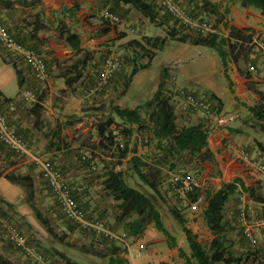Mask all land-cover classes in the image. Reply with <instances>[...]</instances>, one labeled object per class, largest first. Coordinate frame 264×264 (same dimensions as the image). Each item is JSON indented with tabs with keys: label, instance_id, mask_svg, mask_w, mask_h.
Returning <instances> with one entry per match:
<instances>
[{
	"label": "crops",
	"instance_id": "obj_1",
	"mask_svg": "<svg viewBox=\"0 0 264 264\" xmlns=\"http://www.w3.org/2000/svg\"><path fill=\"white\" fill-rule=\"evenodd\" d=\"M15 1L0 0V17H2L5 24L2 23L12 35L18 39H24L25 45L32 47L42 55L47 66L48 76L44 82L36 81L23 59L15 55L24 64L21 65L23 68L21 70L17 66L16 60H12L8 56L11 54L1 51L5 61L0 56V92L5 97L10 98V100L3 101L0 97V107L4 108L7 102L14 101L16 108L7 115L9 127L27 142L32 152L49 158L58 167L59 164L62 165V168L64 167L63 169L59 168L62 170L69 185L75 190L74 194L80 202L90 199L85 190L90 179H84L83 174L79 170L76 171L69 161L65 162V160L60 159V155L66 154L64 153L65 149L62 147L64 135L59 133L58 139L57 136H54L55 130L59 129L61 132L63 128L69 127L66 122L72 121L71 119L74 118L76 122L70 125L73 127L72 132L75 135H80L87 129V121L90 122L88 126L92 123H99L111 115V107L114 105L134 108L145 103L153 96L162 79L164 92L170 97V101L173 104L177 126L203 124L208 132V147L214 156V161L202 162L196 170L198 201L202 200V202L198 209L189 205L187 213L183 215L184 218L188 222H193L194 217L199 215V220L202 219V212L206 206V190L218 189L222 184L239 178L245 186L251 187L263 199L260 201L254 200L241 190L239 184H236L233 194H231L224 207L223 218L226 223V233L228 234L229 232L227 237L236 241L241 236L239 230L242 224L238 217L240 208L244 207L247 219L250 222L264 219V172L260 171L258 167L259 164L264 165V145L261 142L264 137V131L251 123L244 122V119L250 114V107L264 103V82L259 77L246 76L243 73L238 62V58L241 56L236 60L228 59L224 67L220 60V71L224 79V85L218 89H201L197 86L195 80L202 72V70L198 71V67H202L204 62L189 65L188 68L185 65H180V63L184 64L189 56L186 53L189 44L184 43H181L182 47L177 49L175 53L173 51H165L159 67L155 69L152 62L162 53L164 43L162 48L155 52L150 65L135 73L126 89L124 88L123 78L119 73L115 74L108 86L101 87L100 78L97 77V74H94L95 72L92 71V66L90 65L92 59L86 61L81 79L70 88L65 84V70L69 65L75 63L77 59L84 57L88 53L90 54V51L94 49H108L110 48L108 44L113 42L118 45L129 39H141L142 36L151 35H147L144 31L140 34L135 33L132 35L127 33L130 23L127 16L126 18L123 16L124 21L122 24H114L116 25L115 27L105 21L102 17V11L109 6L106 0H41L45 14L38 16V18L34 16L33 22H36L39 27L32 30L28 37L26 29L29 31V28L25 29L20 26L16 29L12 28V25L18 22L20 25H22V22L26 25L28 20L32 19L26 7L29 3H23L22 0ZM211 1L222 3L221 9L224 6L229 9V12L223 18L225 23L228 22L226 24L227 30L226 32L224 31V34L220 31L218 33L224 37L229 35L238 38L233 34H227L228 31L238 30L246 36L247 44L245 46L246 53L244 54L247 61L252 62L258 68L260 74H263L264 59L260 51H258L257 41H264V15L252 6L234 3L230 0ZM123 9H125L124 5H122ZM63 29L78 34L80 38L79 50L73 49L66 42L65 35L60 34ZM120 31L126 32V34L120 36ZM57 38L63 42L64 49L56 47ZM62 51L68 53L67 58L73 57L66 61L67 65L65 66L62 62L58 63ZM258 54L260 55L259 61L256 62L255 59ZM204 55L207 56V53H204ZM190 58H193V56ZM13 65H16L20 71V84ZM8 66L14 72V76H11L10 79H15L17 85L15 92L12 94L6 92L7 81L4 78V74L1 73ZM62 66L65 68L60 70L59 67ZM163 69H165L164 72L162 71ZM6 74L10 75V73ZM179 89L204 91L209 95L214 94L221 102L218 116H205L191 111L179 96ZM26 91L32 92L34 99L24 101L22 94ZM35 102L41 107L37 118L31 109ZM212 102L216 105L214 99H212ZM98 109H104L105 111H98ZM101 113L104 116H101ZM219 118L222 120L218 121ZM114 120L121 122L115 116ZM93 130L95 131L94 127L92 128ZM139 134L136 131L133 133L130 146L134 143V137H139ZM141 135L142 141H144V134ZM95 139L96 146L98 141L97 134ZM75 145L79 146L80 144ZM84 149L90 150L86 146H84ZM155 153V141L151 140L148 146L138 145L135 149L130 148L126 159L128 160L133 154ZM101 157L105 158L103 160H107L104 155H101ZM13 158L20 159V161L14 162L13 160L10 169L31 165L14 154H12ZM1 160H4V157L0 153ZM163 171L166 172L165 169ZM33 172L37 174V179L43 182L37 169L34 168V171L28 172V174L33 175ZM8 182L1 176L0 188L1 186L4 188L9 187ZM43 184L46 186L44 182ZM4 188L0 189V197L16 207L11 194L6 191L5 194L2 191ZM84 195H86L85 198L83 197ZM149 198L159 211L154 200L150 196ZM190 224L193 225V223ZM204 229L207 230L209 239H211L212 233L206 224H204ZM251 230L257 243H264V223L260 226L252 227ZM193 231L198 234V240H200L199 231L197 232L196 228ZM131 238L132 241L129 242V250L127 251V256H125L130 261V264H161L170 261L174 256L176 261L177 254H174V248L177 249L178 247H181L186 254H189L184 235H180V240H176V246L171 247L168 245L167 238L156 230L153 224H149L141 236ZM233 249L238 251L236 245H234ZM135 252H140V256L137 257H141L140 263H138L140 260H135L137 258H132Z\"/></svg>",
	"mask_w": 264,
	"mask_h": 264
},
{
	"label": "trees",
	"instance_id": "obj_2",
	"mask_svg": "<svg viewBox=\"0 0 264 264\" xmlns=\"http://www.w3.org/2000/svg\"><path fill=\"white\" fill-rule=\"evenodd\" d=\"M230 1L246 6H252L258 9L260 13L264 15V0ZM22 2L25 3V0H22ZM106 2L109 4L107 9L117 14L121 18V20L122 16L119 11L122 5L132 6L137 11L144 14L152 23L157 19L156 5L151 1L106 0ZM175 2L182 6L186 13L191 17L198 18L206 22H208L206 17L209 16L213 18L215 23H219L229 12V9L226 6L221 9L222 3L213 2L211 0H175ZM156 3L161 9H163L167 19L172 20L182 32L177 30L175 27H172L165 29L163 36H142L141 39L128 40L127 44L129 46H134V49L137 50L136 53H138L139 60L146 59V61L138 64L135 58L130 59L132 66L129 74L125 76V79L123 80L125 89L138 70L147 68L150 65V61L154 57L155 52L162 48L166 40H173L184 44L203 45L211 47L219 55L223 67L226 66L228 59L236 60L239 56H242L243 53H246V36L241 34L240 31L233 30L232 32H230V34H233L239 38L241 42L239 41L238 43L230 42L228 38L219 36V34L216 33L201 35L180 26L177 19L171 16L165 10L159 0ZM36 28L38 27L35 26V29ZM60 34L65 35L66 42L73 49H80V38L77 33L63 29L60 31ZM16 39L20 43L25 44L24 39ZM258 51L260 50L258 49ZM1 54L2 53L0 49V56L3 61H5V58H3ZM90 59L91 56L88 53L84 57L77 59L75 63L67 67V69L65 70L66 76L64 79L67 87L71 88L74 83L81 79L83 75L82 70L85 67V63ZM125 60L129 61V58H125ZM247 62L248 61L246 59L245 66ZM13 67L15 68L18 82L20 84V71L17 69L16 65H13ZM162 71L164 72L165 69H163ZM243 73L246 76L249 75L247 72ZM209 96L210 99H214L216 101L215 108L217 109V112H219L221 108L220 100L214 94H210ZM0 97L3 101L10 100V98L5 97L2 92H0ZM31 109L33 113H35V116L37 118L38 111L41 109L40 105L35 102ZM249 111L250 114L244 119V122L251 123L253 126L259 127L262 131H264V103L250 107ZM114 116L121 121V124H119L116 129H118L122 135V148H118L115 145L114 136L112 135V125L119 123L114 120ZM74 122L76 121H68L66 122V125H72ZM135 131L141 134H144L146 132V135L148 134V137L144 136V138L147 139V143H149L151 140L155 141L156 153L131 155L128 159L130 169L139 177L142 182L148 185V187L153 192L160 196V191L157 184L160 181V177L163 173L169 174L170 172L172 173L178 171L180 166H191V168L194 169V171L197 173L196 170L199 168V165L202 162L214 161L213 153L208 147L207 129L201 123L183 127L177 126L175 122L173 104L170 101V97L164 92L162 79L159 82L153 96L145 103L137 105L134 108L114 105L111 107V115L107 116L96 125V134L98 138L96 148L99 149L100 152H102L103 155L107 158V160H104L102 173L103 180L101 184L104 192L114 201L118 202L117 205L119 208V213L115 217L116 222L123 223V226L125 227L123 231L126 233L128 238L130 236H141L145 228L149 224H153L156 230L161 232L167 238L169 246L175 247L176 240L174 236L164 226L161 215L149 196L140 192L136 188L129 186L124 180L123 161L128 157L131 137ZM59 133V129H56L54 132V136H57L58 139ZM1 144L2 146H4L3 143ZM10 153L13 154L12 152ZM82 159L86 160V162H91L89 159L85 158V156L84 158L82 157ZM164 169L166 170V172L163 171ZM1 176L11 183L21 184L24 187L28 204L33 210L36 218L49 234L55 236L56 233L53 230V227L48 218L42 215L41 212L33 205L32 201L34 182L32 176L28 173L20 174L14 172H0V177ZM236 184H239L241 190L243 192H246L254 200L260 201L263 199L262 197L257 195L251 187L245 186L239 178H235L232 182L222 184L218 189L206 190V206L202 212V217L208 229L212 233V238L207 241L198 240L197 234L193 232L191 228L186 226V219L179 211V209L176 206H169V211L173 218L181 226L189 247V254H186L182 248H177L179 255L184 257L187 263H189L190 259H193L195 261V264H248L249 261L251 264H264V246L259 248L257 243H250L242 233V226L239 230V234L241 236L240 238H238V240L240 239V243L244 242L248 244L252 248V250H249V252H246L244 255H236L235 252L233 253L231 250L232 245L234 247V244H232V240L229 239L226 235V223L223 216L224 207L231 194H233L236 188ZM171 188L173 190L172 184ZM70 191L74 200L78 203V205L82 208L83 212L88 217H94L102 220L99 217L89 214V212L87 211V203L82 204V202L77 199L76 195L74 194L75 190H73L71 186ZM197 198L198 192L196 190L194 194L188 196L187 200H182L188 201L190 203L196 201ZM56 206L59 210L57 204ZM103 211L104 210H102L100 213L103 214ZM60 214L73 226H78L67 219L61 212ZM105 223L110 228L115 230L114 226L110 225L107 222ZM82 230L86 231L85 229ZM90 233L96 236V238H99L101 242L100 247L92 245L91 252L101 259L106 258V262L104 264H129L127 259L122 255L126 250L125 247H122L117 243L108 240V238L106 237L95 235L93 232ZM59 239H62V236H59ZM6 241L14 249L21 250L20 247L14 246L7 239ZM58 254L63 259L65 264H79L78 262L65 256L62 252H59ZM0 264L13 263L10 259L0 253Z\"/></svg>",
	"mask_w": 264,
	"mask_h": 264
},
{
	"label": "rangeland",
	"instance_id": "obj_3",
	"mask_svg": "<svg viewBox=\"0 0 264 264\" xmlns=\"http://www.w3.org/2000/svg\"><path fill=\"white\" fill-rule=\"evenodd\" d=\"M151 1L156 5V21L150 22V20L142 13L137 11L135 8H133L130 5L125 6V9L122 10V7H120L119 13H121L122 16V22L123 23V16L126 18V16L129 18L130 23L128 25V32L130 35L132 34H140L142 31L146 32L147 35L151 36H163L164 30L167 28L175 27L177 30L182 32L179 27H177L174 22L170 19H167L165 12L163 9H161L157 5L158 0H147ZM14 2H16L14 0ZM29 3L27 5V12L29 16H32V19L28 20V23L25 25L23 22L22 25L18 23H13L12 28H19L20 26H23L25 29L29 28V31L26 29V34L29 37V33H31L32 30L36 27H39L36 22H33L34 16L38 18V16H43L45 14V9L42 7L43 2L41 0H30L25 1V3ZM117 9V8H116ZM23 11V10H22ZM123 11V12H122ZM225 18V17H224ZM206 19L208 20L209 24L213 25V27L222 34H224V31L226 32L227 26L226 24L228 22H224L223 19L219 23H215L212 17L207 16ZM0 21L4 22L2 17H0ZM216 24V25H215ZM223 24V25H222ZM41 25V24H40ZM215 25V26H214ZM8 26V25H7ZM115 27L116 25L113 24ZM42 27V25H41ZM10 28V27H9ZM61 29V28H60ZM131 29V30H130ZM141 30V31H140ZM230 32L228 31L227 34ZM120 36H123L126 34V32L120 31ZM219 36H223L220 35ZM131 40V39H129ZM56 47L64 49L63 42L59 40V38L56 39ZM126 40L125 42H121L118 45L115 44V42L108 44L110 48L108 49H94L90 51L91 54V61L90 65L92 66V71L95 72L94 74H97V77L101 78L102 73V66L103 61L106 56L113 53L116 55L119 59V67L113 74V76L108 80L106 84H101V87H106L109 85L111 79L115 76V74H120L125 79V76H127L130 72L132 63L130 62L131 58H135L137 60V63H143L146 61V59L139 60L137 50H135L134 46H129L127 44ZM182 47L180 42L173 41V40H166L164 48L162 50V53H160L152 62L153 67L157 69L161 63L162 57L166 52L173 51L175 53L177 49ZM2 52H5L4 49L0 47ZM187 55L188 58L185 61V63H180V65H185L187 68L189 65H195L200 64L204 62V65L202 64V67H198V71L202 70L200 72V75L198 78H196L195 82L197 83V86L201 89H207V88H214L218 89L221 86L224 85V79L222 77L221 71H220V57L217 54V52L208 46L203 45H197L193 46L189 44V47L187 48ZM185 53V54H186ZM204 53H207V56L204 55ZM191 54V55H190ZM10 58L15 59L17 62V66L23 70L21 65H24L23 62H21L16 56L8 55ZM193 56V58H190ZM259 54L256 56V62L259 61ZM15 57V58H14ZM68 53L61 52V58L58 59V63H64V66L67 65L66 61H68L71 58H67ZM125 58H129L128 60H125ZM246 56L243 53V55L238 58V62L241 66V70L245 72V60ZM101 67V68H100ZM65 67H59L60 70L64 69ZM4 78L6 79V92L7 93H14L16 90V80L10 79L11 76H14V72L12 71L11 67H6L3 69ZM6 73H10L6 74ZM33 74V73H32ZM34 76V74H33ZM35 78V76H34ZM36 79V78H35ZM36 81H38L36 79ZM196 85V84H195ZM62 99V97H60ZM98 111H105L104 109H98ZM101 116H104L103 113H101ZM71 118V117H70ZM72 121H75V119H71ZM87 121L85 131H83L80 135H75L72 132V128L70 125L67 128H63V130L60 132L64 135L63 141H62V147L65 149L66 154L60 155L61 160H65V162L69 161L70 164H72V167L76 171H80L81 174H83L84 179H90L87 187H86V193L88 196H90V199L86 200L83 203H87V211L92 216H96L104 220L105 222L109 223L110 225L114 226L116 231H123L125 228L123 226V223H117L115 220V217L119 213L118 208V202L114 201L111 197H109L102 188V173H103V166H104V160L105 158H102L101 155H103L100 150H98L95 146L96 141V125L98 124H91ZM119 123L113 124L112 127L116 128L119 126ZM264 125V123H263ZM95 128V131H92V128ZM139 137H134V143H132L129 148L135 149L136 146H148L149 143H145L142 141V135L141 133L138 135ZM143 136H147L146 132ZM75 141V142H73ZM262 144L264 145V137L261 139ZM80 144L79 146H76L75 144ZM84 146L89 147L90 150L84 149ZM0 153L3 155L4 160L0 161V172L8 173V172H14V173H20V174H27L28 172L34 171V167L31 165H26L23 168L22 167H16L11 168L12 162H19L20 159L13 158L12 154L8 152V150L2 146L0 143ZM264 153V152H263ZM89 159L91 162H86V160L82 159L84 157ZM264 163V161H263ZM66 164V163H65ZM210 165V164H208ZM65 166V165H64ZM59 167L62 168V165L59 164ZM181 167V168H180ZM179 170H186L188 172H191L195 179H197V173L194 171V169L191 168V166H180ZM123 177L125 182L133 187L139 190L140 192L149 195L154 202L156 203L160 213H161V219L165 227L169 230V232L174 236L175 240H180V235H184L181 226L179 223L172 217L170 211L168 210L169 206H176L179 211L185 215L187 213L188 207H190L188 201H183L182 199H179L173 192L171 188L170 183V173H163L160 177V181L158 182L157 186L160 191V196H158L155 192H153L148 185H146L144 182H142L139 177L130 169L128 160L125 159L123 161ZM32 179L34 182V189H33V205L41 212L42 215L46 216L51 223L53 230L55 231L56 235L52 236L49 234L46 229L42 226V224L39 222V220L36 218L33 210L28 204L27 198H26V192L24 187L21 184L17 183H9V187L4 188L1 186L0 189L4 188L2 191L5 193L11 194L12 199L16 203V207H14L12 204L4 200L2 197H0V210L1 214L4 218L12 221L14 224H16L19 229L24 232V234L28 238V242L31 244H35L37 248L42 252L44 256V261L42 263L35 262L32 258L25 255L24 250H18L14 249L12 246H10L4 235V229L0 225V253L11 260L13 264H65L63 259L59 256V252H62L65 256L69 257L70 259L78 262L79 264H104L106 262V258L101 259L100 257L94 255L91 252L92 245H95L96 247L101 246V242L99 238H96V236L92 235L88 231L82 230V228L78 226H73L70 222L65 220L57 206L56 203L49 191V189L43 184L42 181L37 179V174L33 172ZM197 181V180H196ZM6 194V193H5ZM84 198L86 195L83 196ZM202 202V201H201ZM199 203V205L201 204ZM199 205L196 209L199 208ZM96 206V207H95ZM104 208V209H103ZM104 210L101 214L100 212ZM190 223H193L190 224ZM204 220L203 218L199 220V215L197 217H194V221L188 222L186 220V226L191 228L192 231L194 228L197 229V232L199 231V235L201 236L199 239L200 241H207L209 240V234L207 233V230L204 229ZM192 225V226H191ZM194 232V231H193ZM226 235H229L226 233ZM59 236H62V239H59ZM198 237V234H197ZM229 238V237H228ZM129 242L132 241L131 236L129 237ZM232 240V244L236 245L238 248V251L233 249L232 245V252L236 255H244L246 252L251 251L252 248L246 244V243H240V239L234 241ZM185 243L187 245V249L189 250L187 241L185 239ZM169 245V244H168ZM259 248L264 246V243H257ZM181 248V247H180ZM264 248V247H263ZM254 249V248H253ZM262 250V249H259ZM135 251V250H134ZM185 252V251H184ZM127 250L123 252V256H127ZM163 253V252H162ZM133 254V253H132ZM174 254H177V260L175 261V256L170 259V261H167L164 264H195V261L193 259H190L189 263L185 261V258L180 256L178 253V249L174 248ZM140 256V255H139ZM132 258H137L133 257ZM170 258V256H169ZM140 258H137L135 260H140ZM127 261L130 264V261L127 259ZM141 260L138 262L140 263ZM136 264V263H135ZM162 264V263H161ZM220 264V263H218ZM248 264H251L250 261Z\"/></svg>",
	"mask_w": 264,
	"mask_h": 264
},
{
	"label": "built area",
	"instance_id": "obj_4",
	"mask_svg": "<svg viewBox=\"0 0 264 264\" xmlns=\"http://www.w3.org/2000/svg\"><path fill=\"white\" fill-rule=\"evenodd\" d=\"M165 10L174 18L177 19L178 24L189 31H194L201 35L209 33L219 34L218 31L209 22L202 21L198 18H193L186 13L184 8L177 4L175 0H159ZM102 17L110 24H119L122 22L121 18L105 8L102 11ZM255 35V34H253ZM224 37V36H223ZM230 42L238 43L239 38L233 36H225ZM241 42V41H240ZM247 44V42H245ZM0 47L11 55H17L24 60L30 71L34 74L35 78L44 82L47 79V66L42 55L30 46L20 43L14 35L0 22ZM257 47L264 59V42L257 41ZM119 67V59L113 53L105 57L102 66V73L100 78L101 84H106L113 76ZM245 70L249 75L259 77L264 82V75L260 74L257 67L252 62H247ZM179 96L182 98L183 103L193 112L201 113L205 116H218L216 105L210 99L208 93L204 91L179 89ZM24 101H31L34 95L30 91L23 94ZM16 104L14 101L7 102L4 108L0 107V142L14 155L23 158L30 163L35 169L38 170L41 179L45 182L50 190V193L59 207L60 212L74 224L88 232H93L95 235L103 236L108 240L117 243L129 250V238L124 231H116L110 228L104 221L88 217L74 200L71 195L70 186L63 175L61 169L49 158L40 154L34 153L29 148L27 142L21 138L16 132L11 129L7 123V115L14 111ZM222 120L221 118L218 119ZM112 135L114 136L115 145L118 148L123 147V139L120 131L112 128ZM144 142L147 139L144 138ZM84 158V157H83ZM259 170L264 172V165H258ZM173 186L174 193L178 198L187 200L188 196L194 194L197 187V181L191 172L186 170H178L171 173L170 178ZM198 198L194 202H190L192 208H197L199 203ZM192 203V204H191ZM238 217L242 224V233L245 238L252 244H256L257 240L252 233L251 228L260 226L264 223V219L249 221L246 216V211L240 208ZM0 225L4 229L5 238L14 246L20 247L24 250L26 256L32 258L37 263L44 261L42 252L34 245L28 242L27 236L22 232L19 227L12 221L4 218L0 210ZM140 252H135L133 257H138Z\"/></svg>",
	"mask_w": 264,
	"mask_h": 264
}]
</instances>
